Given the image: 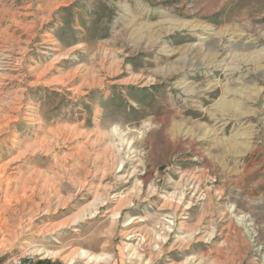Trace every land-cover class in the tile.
<instances>
[{
    "label": "rangeland",
    "instance_id": "rangeland-1",
    "mask_svg": "<svg viewBox=\"0 0 264 264\" xmlns=\"http://www.w3.org/2000/svg\"><path fill=\"white\" fill-rule=\"evenodd\" d=\"M264 264V0H0V264Z\"/></svg>",
    "mask_w": 264,
    "mask_h": 264
},
{
    "label": "built area",
    "instance_id": "built-area-1",
    "mask_svg": "<svg viewBox=\"0 0 264 264\" xmlns=\"http://www.w3.org/2000/svg\"><path fill=\"white\" fill-rule=\"evenodd\" d=\"M11 264H37L30 260L28 261H22V260H13Z\"/></svg>",
    "mask_w": 264,
    "mask_h": 264
}]
</instances>
